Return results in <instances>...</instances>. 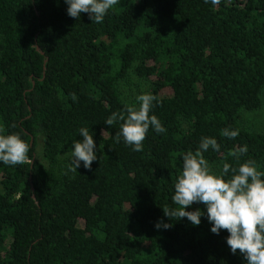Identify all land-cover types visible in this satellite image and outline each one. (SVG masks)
I'll list each match as a JSON object with an SVG mask.
<instances>
[{
    "label": "trees",
    "instance_id": "1",
    "mask_svg": "<svg viewBox=\"0 0 264 264\" xmlns=\"http://www.w3.org/2000/svg\"><path fill=\"white\" fill-rule=\"evenodd\" d=\"M67 8L0 0V135L20 134L35 157L0 162V264H247L227 230L211 232L203 203L185 209L204 212L198 226L163 208H179L183 156L202 137L220 145L203 153L220 171L254 160L264 172V132L243 120L263 103L264 0H118L101 23ZM133 73L150 81L149 115L166 129L150 127L142 151L117 142L123 121L106 124L139 107L120 87ZM82 127L97 160L71 172ZM226 128L239 135L224 137ZM161 221L172 226L157 229Z\"/></svg>",
    "mask_w": 264,
    "mask_h": 264
},
{
    "label": "clouds",
    "instance_id": "2",
    "mask_svg": "<svg viewBox=\"0 0 264 264\" xmlns=\"http://www.w3.org/2000/svg\"><path fill=\"white\" fill-rule=\"evenodd\" d=\"M219 2L220 0H212L214 5ZM65 3L70 17L78 20L81 13H87L92 22L101 23L118 0H65ZM71 96L74 102L78 99L75 93ZM136 99L139 102L138 108L135 105L126 106V116L113 112L106 124L111 126L117 120L123 121L116 136L117 142L122 136L127 145L133 146L134 151H142L143 141L150 127L157 133H163L166 129L157 116L149 115L156 97L145 93ZM79 133L82 140L74 143L72 160L68 165L71 172H77L81 162L84 168L91 169L93 161L97 160L93 135H90L87 127L80 128ZM222 135L235 138L239 135V130L226 128ZM209 148L219 151L220 145L213 137H202L195 152L188 151L183 156V170L174 185L172 196L179 208H163L164 215L169 219L186 217L193 225L198 226L204 212L199 208L193 211L185 209L194 202L203 203L207 209V218L212 224L211 232L219 234L221 230H227V244L233 254L239 250L247 264H264V172L258 171L254 160H248L238 169L224 163L222 170L216 173L203 155ZM29 149V144L18 133L0 135V162L5 165L31 164ZM247 151L245 145L234 150L231 155L239 159ZM230 169L233 175L226 180ZM171 226L162 221L155 225L157 229H168Z\"/></svg>",
    "mask_w": 264,
    "mask_h": 264
},
{
    "label": "rangeland",
    "instance_id": "3",
    "mask_svg": "<svg viewBox=\"0 0 264 264\" xmlns=\"http://www.w3.org/2000/svg\"><path fill=\"white\" fill-rule=\"evenodd\" d=\"M120 87L124 98L129 102H132L137 101V96L149 93L150 81L145 79L144 77H140L136 73H133L129 80L123 81L121 83ZM162 93L164 95H169L171 91L169 89H165ZM243 120L250 129L264 132V93L262 106L258 109L247 112L245 114V117L243 116ZM67 153L68 152L64 153L63 158H66ZM36 158L44 162V160L42 159L41 145H39V147L37 148ZM209 164L211 165L214 172H220L219 165L211 163ZM1 187L2 186L0 184V189ZM79 224L82 226L84 224V221L80 220Z\"/></svg>",
    "mask_w": 264,
    "mask_h": 264
},
{
    "label": "water",
    "instance_id": "4",
    "mask_svg": "<svg viewBox=\"0 0 264 264\" xmlns=\"http://www.w3.org/2000/svg\"><path fill=\"white\" fill-rule=\"evenodd\" d=\"M37 49L42 53V54H44V52L41 50V48L37 45ZM46 61H47V59H46ZM33 140H34V138L32 137V140H31V143H33ZM34 161H35V157H34V159L32 160V164L34 163Z\"/></svg>",
    "mask_w": 264,
    "mask_h": 264
}]
</instances>
